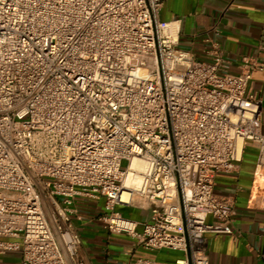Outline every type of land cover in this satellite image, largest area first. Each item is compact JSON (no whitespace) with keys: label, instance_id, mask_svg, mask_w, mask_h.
I'll return each mask as SVG.
<instances>
[{"label":"built area","instance_id":"1","mask_svg":"<svg viewBox=\"0 0 264 264\" xmlns=\"http://www.w3.org/2000/svg\"><path fill=\"white\" fill-rule=\"evenodd\" d=\"M166 1L0 0V264H85L79 201L103 199V230L182 254L134 264H210L207 236L234 234L216 179L247 143L264 168L263 65L231 74L216 48L181 49Z\"/></svg>","mask_w":264,"mask_h":264},{"label":"crops","instance_id":"2","mask_svg":"<svg viewBox=\"0 0 264 264\" xmlns=\"http://www.w3.org/2000/svg\"><path fill=\"white\" fill-rule=\"evenodd\" d=\"M163 23L178 29L179 47L198 60H208L214 48L228 62L231 74H239L242 59L262 64L253 74L251 87L264 99V0H167L161 10ZM264 134V102L262 105ZM258 146L247 143L238 171L220 175L215 192L228 199L235 215L234 234L207 236L210 264H264V168H257ZM85 222H76L81 234L80 257L85 264H134L143 260H175L180 253L149 252L125 235L103 230L95 219L103 199L79 201ZM136 220L147 221L149 210L126 208ZM15 255V254H14ZM20 255L1 257L3 264H15Z\"/></svg>","mask_w":264,"mask_h":264},{"label":"rangeland","instance_id":"3","mask_svg":"<svg viewBox=\"0 0 264 264\" xmlns=\"http://www.w3.org/2000/svg\"><path fill=\"white\" fill-rule=\"evenodd\" d=\"M122 211V213L125 215V216H127V217H130L131 219H133V220H136V215L134 214V213H125L126 212V210L125 209H122L121 210ZM17 254L18 255V253H12V255L13 256H15V255Z\"/></svg>","mask_w":264,"mask_h":264},{"label":"bare ground","instance_id":"4","mask_svg":"<svg viewBox=\"0 0 264 264\" xmlns=\"http://www.w3.org/2000/svg\"><path fill=\"white\" fill-rule=\"evenodd\" d=\"M131 177H132V176H129L128 181L130 180Z\"/></svg>","mask_w":264,"mask_h":264}]
</instances>
